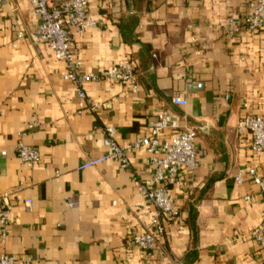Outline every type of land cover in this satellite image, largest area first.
Returning a JSON list of instances; mask_svg holds the SVG:
<instances>
[{"label":"crops","instance_id":"0c3cea01","mask_svg":"<svg viewBox=\"0 0 264 264\" xmlns=\"http://www.w3.org/2000/svg\"><path fill=\"white\" fill-rule=\"evenodd\" d=\"M253 1L91 0L89 12L103 23L72 35L82 72L130 62L138 84L137 92L108 80L87 84L91 99L110 105L93 114L78 112L75 89L61 78L64 63L29 41L39 23L29 0H0V193L11 194L0 255L31 259L19 264H264V248L251 237L264 222L263 197L246 175L253 168L264 178V154L254 155L250 134L238 131L244 105L264 118V31L224 35L227 19H244ZM175 95L187 105H171ZM163 112L185 114L197 127L198 167H182L169 187L179 216L164 217L161 255H152L126 245L155 213L133 185L152 174L147 151L130 153L128 170L113 160L76 168L104 152L105 127L123 145ZM33 122L24 141L41 161L30 169L15 144ZM169 137L165 131L160 140Z\"/></svg>","mask_w":264,"mask_h":264},{"label":"built area","instance_id":"2783aa9c","mask_svg":"<svg viewBox=\"0 0 264 264\" xmlns=\"http://www.w3.org/2000/svg\"><path fill=\"white\" fill-rule=\"evenodd\" d=\"M91 0H63L54 3L53 0H29L33 13L38 17L37 27L28 33L31 43L46 44L53 52L54 57L65 65L61 78L70 82L75 89L78 112L97 113L101 109H109V103H99L91 99L85 86L103 80L112 81L123 86H128L132 92L138 91L136 74L130 62H121L110 68L98 72H82V62L77 59L72 51L74 33L84 32L86 29L99 28L103 23L89 12ZM248 32L264 31V0H255L249 5V13L244 19L231 16L227 19L224 35L232 38L238 35L242 29ZM23 34L17 35L16 43L23 38ZM193 43L197 42L192 37ZM14 43V46H16ZM204 46L194 50L199 55ZM171 105L183 108L187 100L181 95L172 96ZM244 112L238 124V131H248L251 137L250 149L256 156L264 154V118L255 114L248 105H244ZM37 122L28 125L24 131H19L15 144L17 158L28 168L33 169L40 161L39 151L26 144L24 137L28 132L36 129ZM147 133L133 141L119 144L115 140V129L107 126L101 143L104 152L81 162L76 170L83 171L96 167L106 161L113 160L118 163L120 170H128L131 167L130 153L145 149L149 154L146 161L152 169L150 177L133 178V185L138 195L152 205L155 213L152 216L149 227L144 233L132 232L126 239L127 246H134L145 253L161 255V245L158 238L165 234L164 217L177 218L179 211L175 200L169 190L178 181L179 170L186 167L195 170L198 167L196 153V129L187 123L185 114H173L163 112L156 119L147 122ZM170 132V137L160 140L165 132ZM246 175L257 187L264 202V178L256 173L253 168L248 169ZM242 172H239L234 181L241 184L244 181ZM10 193H0V243L3 244L8 231V223L11 214ZM245 200H249L245 197ZM31 200L24 202L25 209H30ZM251 237L261 248H264V222L251 231ZM30 258L19 259L14 255L1 254L0 264H19L30 262ZM173 264H179L173 259Z\"/></svg>","mask_w":264,"mask_h":264}]
</instances>
